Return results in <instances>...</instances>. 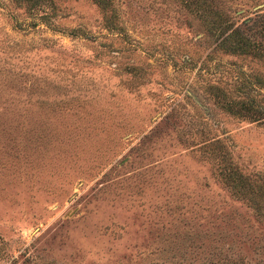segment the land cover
<instances>
[{"label": "rangeland", "instance_id": "rangeland-1", "mask_svg": "<svg viewBox=\"0 0 264 264\" xmlns=\"http://www.w3.org/2000/svg\"><path fill=\"white\" fill-rule=\"evenodd\" d=\"M110 3L0 0V264H264V121L209 86L257 72L264 102V62L179 0ZM223 3L231 26L264 10Z\"/></svg>", "mask_w": 264, "mask_h": 264}, {"label": "trees", "instance_id": "trees-1", "mask_svg": "<svg viewBox=\"0 0 264 264\" xmlns=\"http://www.w3.org/2000/svg\"><path fill=\"white\" fill-rule=\"evenodd\" d=\"M32 6L43 8V12L51 11L52 0H25ZM100 8H109L110 0H93ZM224 0H179V4L186 12L192 14L199 24L215 36L218 46L231 53L251 57L258 62H264V10L255 12L242 20V25L231 26L229 11L224 8ZM41 15H46L42 13ZM230 28V29H229ZM229 29V30H228ZM228 30V31H227ZM252 77L254 78H251ZM257 72L250 71L247 75L242 72L234 77L239 94L232 96L224 87L209 84L216 102L226 111L249 120L264 121V102L256 92H248L245 87L251 82L260 81ZM259 75V74H258ZM212 156L220 159L221 173L230 190L241 197L249 199L251 181L236 163L225 158L222 146L211 152Z\"/></svg>", "mask_w": 264, "mask_h": 264}]
</instances>
